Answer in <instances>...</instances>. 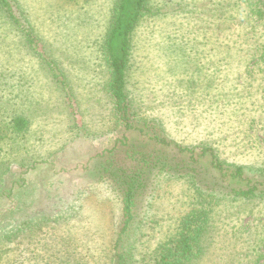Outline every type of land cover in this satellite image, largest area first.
<instances>
[{
    "label": "rangeland",
    "instance_id": "rangeland-1",
    "mask_svg": "<svg viewBox=\"0 0 264 264\" xmlns=\"http://www.w3.org/2000/svg\"><path fill=\"white\" fill-rule=\"evenodd\" d=\"M18 1L75 98L71 107L0 13V180L12 167L17 182L0 201V234L8 233L0 264H110L122 202L98 172L116 146L122 165L150 156L156 168L158 152L176 156L173 143L155 140L164 132L181 145L209 143L231 163L264 166V21L254 24L243 0H153L155 14L134 37L129 77L141 130L126 132L115 127L100 54L114 0ZM17 116L29 121L21 134L11 132ZM150 181L127 230L133 264H155L201 206L189 179L155 170ZM214 197L204 252L188 264H264V244L256 245L264 200Z\"/></svg>",
    "mask_w": 264,
    "mask_h": 264
},
{
    "label": "trees",
    "instance_id": "trees-1",
    "mask_svg": "<svg viewBox=\"0 0 264 264\" xmlns=\"http://www.w3.org/2000/svg\"><path fill=\"white\" fill-rule=\"evenodd\" d=\"M242 3L247 6L245 8L247 15L252 18L254 24L263 23L264 3L258 0H243ZM0 13L20 34L28 50L38 59L53 83L60 88L69 105L74 106L75 94L65 70L56 56L47 50L41 41L19 1L0 0ZM154 14L153 0H114L110 11L100 54L107 73L105 91L112 105V114L117 121L115 127H120L119 131L123 129L122 127H125V132L130 131L131 128L141 130L137 126V121H140L137 117L140 116L129 90L130 68L137 28L143 18ZM261 63L263 62L256 61V64L262 68ZM74 117L75 123L78 124V118L75 115ZM10 126L11 132L21 134L28 129L29 121L25 117L17 116L11 121ZM152 131H155L154 128ZM154 138L163 144L173 143L172 152L176 154L171 160L164 153L165 151L158 152L157 156L152 158L158 165L156 168L152 165L150 156L145 158L141 156L139 160L133 157L141 162L138 166L122 165L113 157L118 146L106 152L109 157L106 155L101 157L99 179L115 185L122 202L123 221L116 235L115 252L110 255V264H133V256L125 246L127 230L134 219L133 209L138 198L151 184L152 171L166 173L170 177L189 179L197 192L198 203H201L198 209L192 210L183 220L178 238L157 252L155 264H188L203 254L205 248L203 243L213 226L209 207L213 203L214 196L264 200V166L231 163L222 158L218 149L209 143L195 146L181 145L175 141H168L164 132L162 135H154ZM5 174L7 177L0 180V201L3 198H10L12 189L17 183L12 167ZM7 183H10L9 187ZM37 197L38 204H42L43 193H38ZM25 214H29L28 211H25ZM7 235L8 233L0 234V239H5ZM258 244H264V238H259L256 242V245Z\"/></svg>",
    "mask_w": 264,
    "mask_h": 264
}]
</instances>
